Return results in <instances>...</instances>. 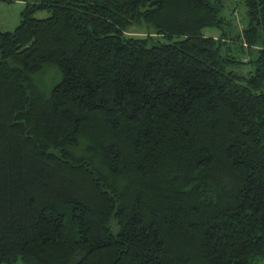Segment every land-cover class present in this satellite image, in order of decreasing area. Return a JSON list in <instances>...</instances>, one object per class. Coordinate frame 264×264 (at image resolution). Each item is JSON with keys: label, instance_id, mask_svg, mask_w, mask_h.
Here are the masks:
<instances>
[{"label": "trees", "instance_id": "16d2710c", "mask_svg": "<svg viewBox=\"0 0 264 264\" xmlns=\"http://www.w3.org/2000/svg\"><path fill=\"white\" fill-rule=\"evenodd\" d=\"M18 1L0 30V264L264 260V0L236 37L224 0H0ZM239 53L249 75L228 71Z\"/></svg>", "mask_w": 264, "mask_h": 264}, {"label": "rangeland", "instance_id": "374dc122", "mask_svg": "<svg viewBox=\"0 0 264 264\" xmlns=\"http://www.w3.org/2000/svg\"><path fill=\"white\" fill-rule=\"evenodd\" d=\"M225 8L223 14L231 23V35L236 37L242 34L243 28L247 25V8L245 0H224ZM25 7L24 2H0V30L3 32H12L20 24L22 20L21 13ZM50 16L49 12H39L35 15L38 19H45ZM152 29L147 25L132 26L130 28V36H145V34ZM222 31L216 28H207L203 30V35L206 37L219 38ZM238 45H233V50L237 51ZM239 58L243 61L240 64H232L228 71H236L243 75H249L253 72L254 65L249 63L253 55L247 53H239ZM58 70L56 68H48L45 72L36 77L39 87L43 89H50L58 80ZM14 264H24L21 260ZM257 264H264V260L259 261Z\"/></svg>", "mask_w": 264, "mask_h": 264}]
</instances>
